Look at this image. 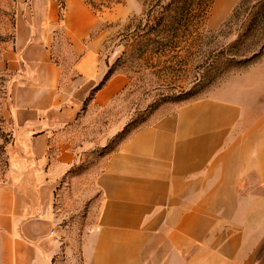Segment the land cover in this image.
I'll use <instances>...</instances> for the list:
<instances>
[{
  "label": "crops",
  "instance_id": "crops-1",
  "mask_svg": "<svg viewBox=\"0 0 264 264\" xmlns=\"http://www.w3.org/2000/svg\"><path fill=\"white\" fill-rule=\"evenodd\" d=\"M72 1L67 59L49 21L19 20L7 50L17 144L0 185V264L61 263L56 196L78 161L73 129L86 105L106 106L126 85L117 75L102 87L105 40L90 38L95 15ZM95 186L82 264H264V117L240 103L199 99L135 131Z\"/></svg>",
  "mask_w": 264,
  "mask_h": 264
},
{
  "label": "rangeland",
  "instance_id": "rangeland-1",
  "mask_svg": "<svg viewBox=\"0 0 264 264\" xmlns=\"http://www.w3.org/2000/svg\"><path fill=\"white\" fill-rule=\"evenodd\" d=\"M78 1L98 22L90 38L105 40L100 56L108 72L102 87L117 75L126 79V85L108 105H86L73 129L78 161L64 174L56 196L65 250L58 257L60 264H82L81 245L101 208L96 176L108 156L135 131L203 98L237 102L250 115L264 117V0H232L227 6L211 0L194 38L173 52L158 54L152 39L145 37L152 0ZM168 1L162 0L163 5ZM72 2L0 0V185L7 179L17 144L10 102L15 74L6 59L16 25L19 20L56 23L55 54L67 59L63 22Z\"/></svg>",
  "mask_w": 264,
  "mask_h": 264
},
{
  "label": "trees",
  "instance_id": "trees-1",
  "mask_svg": "<svg viewBox=\"0 0 264 264\" xmlns=\"http://www.w3.org/2000/svg\"><path fill=\"white\" fill-rule=\"evenodd\" d=\"M149 30L155 53L173 52L183 41L194 38L197 27L204 21L211 0H152ZM147 52V51H146Z\"/></svg>",
  "mask_w": 264,
  "mask_h": 264
}]
</instances>
